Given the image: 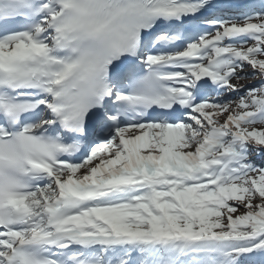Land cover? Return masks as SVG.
<instances>
[{
    "label": "snow or ice",
    "instance_id": "1",
    "mask_svg": "<svg viewBox=\"0 0 264 264\" xmlns=\"http://www.w3.org/2000/svg\"><path fill=\"white\" fill-rule=\"evenodd\" d=\"M0 264H264V0H0Z\"/></svg>",
    "mask_w": 264,
    "mask_h": 264
},
{
    "label": "rangeland",
    "instance_id": "2",
    "mask_svg": "<svg viewBox=\"0 0 264 264\" xmlns=\"http://www.w3.org/2000/svg\"><path fill=\"white\" fill-rule=\"evenodd\" d=\"M247 83L258 84V78L257 79H250L249 81H247ZM258 160H259V158L257 159V161Z\"/></svg>",
    "mask_w": 264,
    "mask_h": 264
},
{
    "label": "bare ground",
    "instance_id": "3",
    "mask_svg": "<svg viewBox=\"0 0 264 264\" xmlns=\"http://www.w3.org/2000/svg\"><path fill=\"white\" fill-rule=\"evenodd\" d=\"M254 158H257V157H254Z\"/></svg>",
    "mask_w": 264,
    "mask_h": 264
}]
</instances>
